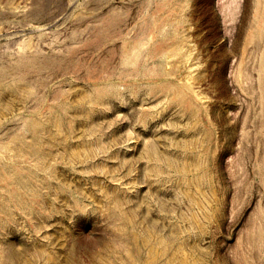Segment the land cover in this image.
I'll return each mask as SVG.
<instances>
[{
	"label": "rangeland",
	"instance_id": "1",
	"mask_svg": "<svg viewBox=\"0 0 264 264\" xmlns=\"http://www.w3.org/2000/svg\"><path fill=\"white\" fill-rule=\"evenodd\" d=\"M171 263L264 264V0H0V264Z\"/></svg>",
	"mask_w": 264,
	"mask_h": 264
},
{
	"label": "bare ground",
	"instance_id": "2",
	"mask_svg": "<svg viewBox=\"0 0 264 264\" xmlns=\"http://www.w3.org/2000/svg\"><path fill=\"white\" fill-rule=\"evenodd\" d=\"M188 91H190V92H193L192 91V89L190 88V87H188ZM146 242L148 243V244H152V240H151V238H150V236H146ZM177 258H180V259H182V260H185L186 258H187V253H186V251L185 250H183V249H179V251L176 253V255L174 256V258H173V260H172V262H176V259ZM171 264H175V263H171Z\"/></svg>",
	"mask_w": 264,
	"mask_h": 264
}]
</instances>
